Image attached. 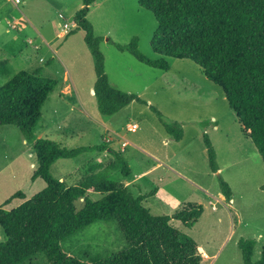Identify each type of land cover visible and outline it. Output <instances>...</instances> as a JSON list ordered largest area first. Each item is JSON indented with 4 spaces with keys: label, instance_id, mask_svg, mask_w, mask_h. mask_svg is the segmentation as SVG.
I'll return each instance as SVG.
<instances>
[{
    "label": "rangeland",
    "instance_id": "rangeland-1",
    "mask_svg": "<svg viewBox=\"0 0 264 264\" xmlns=\"http://www.w3.org/2000/svg\"><path fill=\"white\" fill-rule=\"evenodd\" d=\"M82 6V0H21L18 3L0 0V62L6 64L4 72L0 67V86L20 70L40 69L42 74L61 80L43 106L38 137L69 148L103 142L123 151L121 137L102 124L115 122L131 142L123 152L132 175L143 177L140 181L128 182V186L135 196L155 191L144 200L153 214L171 215L189 202L203 206V214L193 227L188 228L176 219L170 221L209 252L210 257L204 258L201 264H243L240 238L256 240L253 260L260 259L264 246V190L261 188L264 162L229 106L222 87L209 80L192 60L168 58L169 68L161 70L138 61L127 50L121 51L114 41L128 44L138 36L139 50L147 57H159L151 47L157 28L155 16L140 7L138 0H96L88 19L95 35L103 37L100 49L105 55L111 84L138 94L168 120L180 122L184 136L174 140L157 114L148 105L136 101L111 116L100 114L92 93L96 81L95 58L84 40L85 33L81 29L67 35L75 27L74 16ZM65 23L71 26L67 28ZM63 113L67 116L64 124L50 123L58 122ZM97 120L103 122L99 124ZM204 121L208 123L206 126L202 124ZM129 122H136L138 128L129 131ZM204 132L209 134L216 149L222 168L219 172L232 187V203L225 200L218 177L209 168ZM154 157L175 164L172 168L162 164L144 178L142 172L146 168L161 164ZM112 159L109 151L85 153L56 161L51 172L54 177L74 184ZM36 164L33 145L21 131L13 125L0 126V206L17 191L31 198L46 186L44 179H32ZM112 178L125 184L128 179L120 171L114 172ZM90 195L95 200L101 197ZM23 200L14 198L4 207L15 208ZM0 240H5L1 225ZM126 246L117 222L102 220L63 242L64 249L80 259L106 257ZM23 264L50 263L41 252Z\"/></svg>",
    "mask_w": 264,
    "mask_h": 264
},
{
    "label": "trees",
    "instance_id": "trees-1",
    "mask_svg": "<svg viewBox=\"0 0 264 264\" xmlns=\"http://www.w3.org/2000/svg\"><path fill=\"white\" fill-rule=\"evenodd\" d=\"M96 0H82L75 13V27L84 31V40L95 58L94 94L99 112L111 116L136 101L148 105L167 133L176 141L184 136L183 125L168 120L154 105L136 93L114 87L106 72L105 55L100 49L102 36L95 35L88 19ZM157 21L151 47L158 58L145 56L138 36L128 44L113 42L121 51H129L138 61L167 70L168 58L189 59L203 74L222 87L229 106L262 155L264 162V0H138ZM1 72L6 71L0 62ZM58 79L40 72L20 70L0 86V126H16L33 145L36 169L32 179L42 178L46 186L26 198L17 191L0 206V225L5 240H0V264H23L45 253L50 264H201L198 242L171 224L172 219L193 227L203 214V206L189 202L173 214H153L144 200L154 194L135 196L129 186L114 180L120 171L128 177L131 166L121 150L106 143L69 148L49 138L37 136L43 106L58 85ZM206 126L208 123H202ZM209 168L216 173L225 200L233 197L231 185L219 172L216 149L207 132L203 134ZM109 151L110 162L97 171L86 173L78 183L54 177L51 168L60 159L77 158L85 153ZM264 190V184L261 186ZM90 193L100 194L93 199ZM24 199L12 209L4 206L12 199ZM79 202L82 206L79 207ZM116 221L127 241L122 250L106 257L80 259L68 253L63 242L97 221ZM243 264H264L253 260L256 240L240 238Z\"/></svg>",
    "mask_w": 264,
    "mask_h": 264
},
{
    "label": "crops",
    "instance_id": "crops-1",
    "mask_svg": "<svg viewBox=\"0 0 264 264\" xmlns=\"http://www.w3.org/2000/svg\"><path fill=\"white\" fill-rule=\"evenodd\" d=\"M16 2V1H15ZM96 2V1H95ZM94 2V3H95ZM16 3H18V2H16ZM93 3V4H94ZM92 4V5H93ZM90 11H91V7H90ZM89 11V12H90ZM89 14V13H88ZM74 26H75V24H73ZM69 26H71V25H69ZM65 31V30H64ZM64 78V77H63ZM58 85L56 86V89H57V87L60 85V83H61V80H59L58 79ZM74 83V82H73ZM63 84H65V83H63ZM74 87H75V91H76V94H77V90H76V86H75V84H74ZM57 91V90H56ZM92 93L94 94V89H93V91H92ZM95 95V94H94ZM50 97V96H49ZM58 98H59V96H58ZM60 99V98H59ZM45 105V104H44ZM82 107H83V105H82ZM84 108V107H83ZM101 114V113H100ZM60 119L58 120V122H51L50 121V123L51 124H55V125H58L59 123L61 124H64L63 122L64 121H66L65 119L67 118V116H66V114H62V116H60L59 117ZM97 123H99V124H101L103 121H99V120H97L96 121ZM134 123H136V122H129L128 124H127V127H128V130H129V127L132 125V124H134ZM102 124H104V126H105V129H108V130H110L111 132H112V134H114V135H118V136H120L121 137V147H122V150L124 151H127V148H128V146L131 144V142L126 138V135L124 136V135H122L121 134V128H119V127H117V125H116V123L115 122H113V121H106L105 123L103 122ZM83 131L85 132V130L83 129ZM129 131H131V130H129ZM114 135H112L113 136V139H115V136ZM167 141V140H166ZM124 143H126L125 145H124ZM254 143V142H253ZM110 147V146H109ZM112 148V147H111ZM139 148V147H138ZM257 148V147H256ZM118 150V149H117ZM108 151V150H107ZM122 151V152H123ZM124 153V152H123ZM112 154V153H111ZM124 155H125V153H124ZM151 157H152V155H151ZM154 159L156 160V162L158 163V161H161V164H152L153 166H151L149 169L148 168H146L147 169V171H144V172H142L143 173V176H144V178L146 177L145 175L146 174H148L150 171H152V170H154L155 168H159V166L160 165H165V166H167V167H171L172 168V166L175 164V163H173V162H169L168 160L167 161H165L164 159H158V158H155L154 157ZM219 163V162H218ZM157 166V167H156ZM219 167H220V165H219ZM132 169V168H131ZM222 168L220 167V170H221ZM219 170V171H220ZM132 173L133 172H131V174L128 176V179L127 180H125V182H126V185H128L129 183L128 182H131L132 180L133 181H140V179L141 178H143V177H138V178H135V176H133L132 175ZM229 183V182H228ZM125 184V183H124ZM264 184V183H263ZM262 184V185H263ZM261 185V186H262ZM140 193H142V192H140ZM139 193V194H140ZM159 193V192H158ZM138 194V195H139ZM156 194V193H155ZM157 195V194H156ZM150 197V196H149ZM225 198V197H224ZM8 199V198H7ZM147 199V198H146ZM231 203L233 202V197H232V199H231V201H230ZM229 202V203H230ZM4 203V202H3ZM3 203L1 204V205H3ZM10 204V203H9ZM8 205V204H7ZM199 251H200V253H201V255H202V257H203V260H204V258L206 259V258H209L210 257V255H209V252H207V251H205L201 246H200V244H199Z\"/></svg>",
    "mask_w": 264,
    "mask_h": 264
},
{
    "label": "built area",
    "instance_id": "built-area-1",
    "mask_svg": "<svg viewBox=\"0 0 264 264\" xmlns=\"http://www.w3.org/2000/svg\"><path fill=\"white\" fill-rule=\"evenodd\" d=\"M16 2H21V0H15ZM64 26L65 27H69V24L68 23H65L64 24ZM138 128V124L137 123H134V124H132L130 127H129V130H131V131H135L136 129ZM126 143H124V145H125Z\"/></svg>",
    "mask_w": 264,
    "mask_h": 264
}]
</instances>
